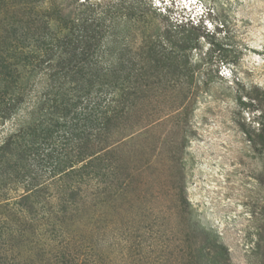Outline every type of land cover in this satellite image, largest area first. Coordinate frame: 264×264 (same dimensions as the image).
<instances>
[{"label":"rangeland","instance_id":"rangeland-1","mask_svg":"<svg viewBox=\"0 0 264 264\" xmlns=\"http://www.w3.org/2000/svg\"><path fill=\"white\" fill-rule=\"evenodd\" d=\"M136 1L156 14L128 21L124 66L147 91L112 137L120 190L75 231L99 264H264V0ZM167 18L199 36L183 54L168 44L181 73L138 58Z\"/></svg>","mask_w":264,"mask_h":264},{"label":"trees","instance_id":"trees-1","mask_svg":"<svg viewBox=\"0 0 264 264\" xmlns=\"http://www.w3.org/2000/svg\"><path fill=\"white\" fill-rule=\"evenodd\" d=\"M152 14L136 0H0V264H99L75 228L121 188L112 137L129 97L147 91L124 66L125 26ZM166 20L138 58L181 73L168 44L183 54L199 36ZM258 118L264 151L263 110Z\"/></svg>","mask_w":264,"mask_h":264}]
</instances>
